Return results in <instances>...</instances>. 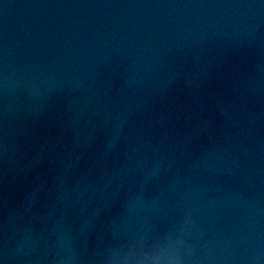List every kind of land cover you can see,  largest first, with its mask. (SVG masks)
Masks as SVG:
<instances>
[{
    "label": "water",
    "instance_id": "95a60500",
    "mask_svg": "<svg viewBox=\"0 0 264 264\" xmlns=\"http://www.w3.org/2000/svg\"><path fill=\"white\" fill-rule=\"evenodd\" d=\"M0 264H85L54 0H0Z\"/></svg>",
    "mask_w": 264,
    "mask_h": 264
}]
</instances>
